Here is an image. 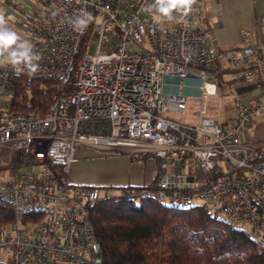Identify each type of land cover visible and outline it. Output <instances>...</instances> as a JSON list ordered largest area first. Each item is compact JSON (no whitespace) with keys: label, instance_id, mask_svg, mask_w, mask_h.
I'll return each mask as SVG.
<instances>
[{"label":"built area","instance_id":"1","mask_svg":"<svg viewBox=\"0 0 264 264\" xmlns=\"http://www.w3.org/2000/svg\"><path fill=\"white\" fill-rule=\"evenodd\" d=\"M153 3L37 0L12 26L40 56L36 74H21L25 86L43 78L62 90L40 115L13 110L15 74L0 64V200L13 211L0 228V264H96L91 208L106 192L70 180L86 145L158 161L153 187L118 195L206 205L264 247V141L241 137L264 112V38L243 25L240 45L222 48L196 2L171 20L149 11ZM85 12L93 19L81 33L70 21ZM218 64L239 69L262 97H235L233 123L210 114L225 87L210 71ZM187 78L201 81L196 108Z\"/></svg>","mask_w":264,"mask_h":264},{"label":"trees","instance_id":"2","mask_svg":"<svg viewBox=\"0 0 264 264\" xmlns=\"http://www.w3.org/2000/svg\"><path fill=\"white\" fill-rule=\"evenodd\" d=\"M216 66L210 71L220 81L222 70ZM11 88L12 109L33 115L44 113L53 94L62 90L58 82L43 78L27 88L21 75L12 76ZM106 193L91 208L100 264H264V247L206 205L182 207ZM12 219V208L0 200V228Z\"/></svg>","mask_w":264,"mask_h":264},{"label":"crops","instance_id":"3","mask_svg":"<svg viewBox=\"0 0 264 264\" xmlns=\"http://www.w3.org/2000/svg\"><path fill=\"white\" fill-rule=\"evenodd\" d=\"M11 1V0H10ZM18 5L20 2L33 4L31 0H13ZM1 2V1H0ZM8 10L11 4L3 1ZM28 8L27 5H23ZM196 9L199 14L201 24L214 36L218 45L222 48H233L240 45V27L243 25L255 27L260 39L264 38V0H196ZM28 10V9H27ZM11 12V11H9ZM13 12V10H12ZM26 13V12H24ZM24 13H17L12 25H17ZM11 21V20H10ZM218 72L222 70V75H227V79L222 82V97L213 100L214 109L218 111L233 109L230 115H226V120H219L224 123L235 121V107L233 104L235 97H241L245 101L255 102L261 100L259 91L244 83L241 72L229 66L218 64ZM201 81L195 78L185 80L184 93L190 97V106H198V97L201 94ZM166 92L176 91L177 88L170 83L164 86ZM233 96V98H231ZM231 98V101L228 100ZM211 108L210 110H212ZM241 137L250 141H264V112L257 118L254 126L245 129ZM144 157V156H143ZM138 158V159H136ZM158 169V161L153 157H133L121 153H107L90 145L81 147L75 152V160L70 168V180L75 183L96 185L102 188V192H109L114 189L119 194L122 187L128 185L143 186L155 180Z\"/></svg>","mask_w":264,"mask_h":264},{"label":"clouds","instance_id":"4","mask_svg":"<svg viewBox=\"0 0 264 264\" xmlns=\"http://www.w3.org/2000/svg\"><path fill=\"white\" fill-rule=\"evenodd\" d=\"M195 2L196 0H154L148 10H154L159 16L171 20L174 11L187 16ZM11 19L0 12V64L10 66L16 76L25 72L28 75H34L39 69L40 56L34 51L33 43L22 37L10 25ZM92 19V16L85 12L71 20L70 23L75 30L82 33Z\"/></svg>","mask_w":264,"mask_h":264},{"label":"rangeland","instance_id":"5","mask_svg":"<svg viewBox=\"0 0 264 264\" xmlns=\"http://www.w3.org/2000/svg\"><path fill=\"white\" fill-rule=\"evenodd\" d=\"M1 2H0V12H3L4 14H5V16H8V17H11L12 19H11V21L10 22H12V20L14 21L16 18H15V16L17 17V13H19V12H22V13H24V12H29V11H31L32 10V5L30 6V4H26L25 2H23L22 1V3L20 2V4L18 5H16V4H11V6H9V7H11L12 9L11 10H8V7H6V5L4 4V0H0ZM7 2H9V0L7 1ZM31 2L32 3H35V4H37V0H31ZM9 4H10V2H9ZM23 5H27V9L26 8H24L23 7ZM12 10H13V12H12ZM9 11H11V12H9ZM13 23V22H12ZM11 26H13L14 27V25H11ZM231 73H225L224 74V76H223V79L225 80V79H227V75H230ZM221 81V80H220ZM222 82V81H221ZM225 88V87H224ZM223 89H221V90H219V96L220 97H222V96H224V94H227V92H225L224 94H223ZM225 98H226V96H224ZM231 98H233V96L231 97ZM231 98L230 97H228V100H230L231 101ZM233 112V109H231V108H229V109H225V110H223L222 112L221 111H218V110H216V109H212V110H210V114L212 115V116H214V117H216L217 119H219V120H226V115H230V113H232ZM14 175V173L13 172H11V171H7V176L9 177V176H13ZM109 191H111V193H115L114 191H116V190H114V189H109ZM220 216H222L221 214H220Z\"/></svg>","mask_w":264,"mask_h":264},{"label":"water","instance_id":"6","mask_svg":"<svg viewBox=\"0 0 264 264\" xmlns=\"http://www.w3.org/2000/svg\"><path fill=\"white\" fill-rule=\"evenodd\" d=\"M192 178V177H190ZM95 250H96V264H100L101 263V251H100V243L96 242L95 244Z\"/></svg>","mask_w":264,"mask_h":264}]
</instances>
